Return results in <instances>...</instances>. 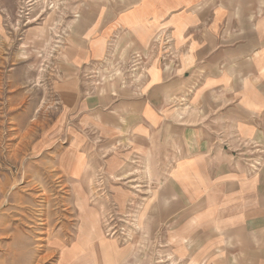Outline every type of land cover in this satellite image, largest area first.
<instances>
[{
  "label": "crops",
  "instance_id": "1",
  "mask_svg": "<svg viewBox=\"0 0 264 264\" xmlns=\"http://www.w3.org/2000/svg\"><path fill=\"white\" fill-rule=\"evenodd\" d=\"M54 1L21 48L54 60L60 173L103 174L184 264H264V0Z\"/></svg>",
  "mask_w": 264,
  "mask_h": 264
},
{
  "label": "rangeland",
  "instance_id": "2",
  "mask_svg": "<svg viewBox=\"0 0 264 264\" xmlns=\"http://www.w3.org/2000/svg\"><path fill=\"white\" fill-rule=\"evenodd\" d=\"M54 3L18 0L16 14L0 15V264H111L101 243L112 264H184L149 238L137 218L144 206L117 205L103 174L69 179L56 165L59 145L41 142L58 114L47 77L54 60L23 52L22 28ZM126 187L137 202L150 193Z\"/></svg>",
  "mask_w": 264,
  "mask_h": 264
}]
</instances>
